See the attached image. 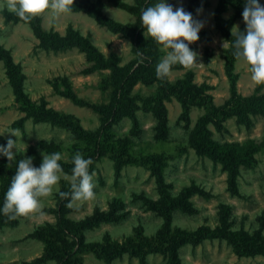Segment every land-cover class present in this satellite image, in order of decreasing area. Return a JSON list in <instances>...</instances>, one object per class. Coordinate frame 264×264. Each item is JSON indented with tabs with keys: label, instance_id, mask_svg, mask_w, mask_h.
Segmentation results:
<instances>
[{
	"label": "rangeland",
	"instance_id": "374dc122",
	"mask_svg": "<svg viewBox=\"0 0 264 264\" xmlns=\"http://www.w3.org/2000/svg\"><path fill=\"white\" fill-rule=\"evenodd\" d=\"M90 1L99 3L100 13L124 31L116 33L75 11L38 16L42 29L62 36L74 29L129 73L121 76L125 90L117 87L112 69L94 68L78 50L58 54L42 50L31 26L7 23L3 16L7 9L0 6V44L21 68L24 94L44 118L37 121L40 116L29 115L0 62V145L16 139L11 130H20L18 154L11 161L0 156V165L5 174L15 175L23 157H32L39 167L43 154L60 152L69 176L59 181L60 189L71 193L72 158L79 152L92 160L89 172L95 193L73 201L72 207L71 195L53 193L42 198L43 214L10 219V214L0 212V264H170L160 253L147 254L142 263L132 247L141 245L144 251L160 247L168 239L165 231L178 230L193 239L211 236L197 245L180 246V264H264V114L247 110L248 101L264 104V91L251 80L243 58L235 55L238 49L218 28L221 0H168L174 9H192L193 20L203 27L199 39L189 45L197 54L195 63L176 64L164 77H158L156 66L167 50L144 35L141 21L142 11L158 0ZM259 2L264 5V0ZM4 3L0 0V5ZM242 12L230 5L222 13L235 37L246 25ZM69 92L83 104L71 99ZM119 97L125 100L121 120L113 122L98 112ZM49 110L77 121L93 144L46 119ZM201 126L213 144L255 150L252 165L241 167L235 181L221 163L199 151L196 135ZM98 143L116 149L100 152L94 147ZM155 156L161 157L157 171L151 162ZM183 195L187 211L162 216L157 207ZM233 233L242 234L258 250L237 253L227 240Z\"/></svg>",
	"mask_w": 264,
	"mask_h": 264
},
{
	"label": "clouds",
	"instance_id": "9594fccd",
	"mask_svg": "<svg viewBox=\"0 0 264 264\" xmlns=\"http://www.w3.org/2000/svg\"><path fill=\"white\" fill-rule=\"evenodd\" d=\"M73 5L74 0H6V3L0 6L17 15L22 21L30 22L43 14L53 17L70 15ZM242 17L246 31H239L235 42L238 51L235 55L243 58L251 80L264 91V5H261L259 0H246ZM141 21L144 35L160 45L162 50H167L156 66L158 77L166 76L176 64L188 66L195 63L197 54L189 45L199 39L203 24L194 21L190 12H186L183 7L174 9L168 0H158L154 6L146 7L142 11ZM9 133L16 139H9L6 146L0 145V156L11 161L19 152L20 130L13 129ZM61 160L60 152L43 154L39 167L34 166L32 157L20 159L0 212L10 214V219L36 212L43 214L42 198L53 193L60 197L71 195L68 207H72L73 201L93 197V174L89 172L92 160L84 158L79 152L72 158L71 193L60 189L59 181L62 178L69 179L60 163Z\"/></svg>",
	"mask_w": 264,
	"mask_h": 264
},
{
	"label": "trees",
	"instance_id": "16d2710c",
	"mask_svg": "<svg viewBox=\"0 0 264 264\" xmlns=\"http://www.w3.org/2000/svg\"><path fill=\"white\" fill-rule=\"evenodd\" d=\"M99 4V3H98ZM98 4H94L90 0H74L73 11L75 12H85L90 16L96 18L98 22L102 25L109 27L112 31L116 33H121L124 31V27L120 24L110 20L106 16L100 13V7ZM233 5L235 7L244 9L245 3L239 0H221L220 1V10L216 15V23L218 28L225 34L226 38L233 43L235 49L236 37L230 34L229 22L225 21L222 17L224 9L228 6ZM127 8V7H125ZM186 12L192 11V9L185 10ZM3 16L7 23H21L22 21L14 13L5 10ZM31 26L35 35L40 39V48L47 53H63L70 50H78L84 53L90 63L93 64L96 69H112L113 78L117 84V87L121 85L123 80L121 76L128 77L129 73L117 68V62H113L111 59L106 58L102 53H100L94 46H92L88 41H86L78 32L74 29L69 28L67 34L62 36L58 32H46L42 29L41 21L38 17L34 18L30 22H24ZM246 31V25L242 28L240 32ZM0 62H3L7 70V75L11 81V85L14 89V92L19 101H21L28 111L30 116H40L37 121H42V118L38 108H36L25 96L24 92V78L21 73V68L15 64L10 53L6 50L3 45L0 44ZM121 90H125V83L120 86ZM68 96L73 99L76 103L83 104V102L73 93L68 94ZM124 98L119 97L115 99L114 103L109 106H102L98 108V112L107 115L113 122L121 120L126 114L124 111ZM116 102V103H115ZM118 105V106H117ZM247 110L253 114H264V104L261 102L256 103L255 101H248ZM132 111V109L130 110ZM47 115L46 119L51 120L54 124L62 126L72 130L76 136L85 141L93 144L91 138L82 126L77 121L68 120L64 117H59L58 114L49 110L45 113ZM129 115L135 116L134 112H131ZM109 122V121H108ZM197 146L201 153L212 158L218 163H221L224 169L228 172L232 181H235L237 175L240 173L241 167L248 168L252 165V162L255 158V150L247 148L245 150H237L233 148H224L217 144L211 143L207 136L206 130L201 126L196 135ZM99 146V147H98ZM94 145L95 148H98L100 152L105 150H115L116 147H109L105 143H98ZM161 157L155 156L152 158V165L154 166L155 171H157L161 165ZM3 170H2V169ZM5 166L0 165V205H3L5 193L10 186V182L13 174H5ZM187 195H183L180 199H168L164 200L160 207H157L161 212L162 216L169 217L172 212L187 211L186 204L183 203V199H186ZM145 200V199H144ZM240 235V236H239ZM165 236L167 241H162L165 244L160 245V247H151L147 251L141 249V245H133L132 248L133 255L140 258L141 262H145L146 255L149 253H160L169 258L170 264H180L178 259V248L184 244H193L197 245L201 242L202 239L211 237L207 234H203L201 237L194 238L189 234H185L183 231L178 230L174 234H171L169 231H165ZM174 236V237H171ZM227 240L231 246L235 249L237 253L240 254H251L252 252L258 250L257 247L250 245L245 238L240 233H233L227 236ZM51 244V243H50ZM145 246L142 244V247ZM264 250V247H262Z\"/></svg>",
	"mask_w": 264,
	"mask_h": 264
}]
</instances>
